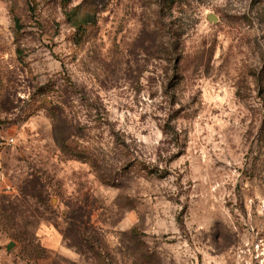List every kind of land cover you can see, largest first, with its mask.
I'll return each mask as SVG.
<instances>
[{
  "label": "rangeland",
  "instance_id": "374dc122",
  "mask_svg": "<svg viewBox=\"0 0 264 264\" xmlns=\"http://www.w3.org/2000/svg\"><path fill=\"white\" fill-rule=\"evenodd\" d=\"M0 129V264H264V0H0Z\"/></svg>",
  "mask_w": 264,
  "mask_h": 264
},
{
  "label": "built area",
  "instance_id": "2783aa9c",
  "mask_svg": "<svg viewBox=\"0 0 264 264\" xmlns=\"http://www.w3.org/2000/svg\"><path fill=\"white\" fill-rule=\"evenodd\" d=\"M14 142H15V140L14 139H9V140H1L0 141V147H2V146H5V145H12V144H14Z\"/></svg>",
  "mask_w": 264,
  "mask_h": 264
},
{
  "label": "water",
  "instance_id": "95a60500",
  "mask_svg": "<svg viewBox=\"0 0 264 264\" xmlns=\"http://www.w3.org/2000/svg\"><path fill=\"white\" fill-rule=\"evenodd\" d=\"M216 17L214 16H210L209 17V20L210 21H215ZM15 244L14 243H11L9 246H8V251H11L13 248H14Z\"/></svg>",
  "mask_w": 264,
  "mask_h": 264
},
{
  "label": "crops",
  "instance_id": "0c3cea01",
  "mask_svg": "<svg viewBox=\"0 0 264 264\" xmlns=\"http://www.w3.org/2000/svg\"><path fill=\"white\" fill-rule=\"evenodd\" d=\"M2 137H3V132L0 129V139H2Z\"/></svg>",
  "mask_w": 264,
  "mask_h": 264
}]
</instances>
